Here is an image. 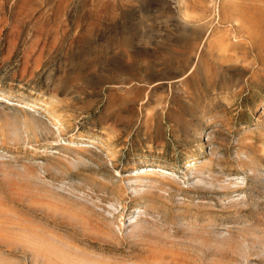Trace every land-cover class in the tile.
I'll list each match as a JSON object with an SVG mask.
<instances>
[{
    "label": "rangeland",
    "instance_id": "obj_1",
    "mask_svg": "<svg viewBox=\"0 0 264 264\" xmlns=\"http://www.w3.org/2000/svg\"><path fill=\"white\" fill-rule=\"evenodd\" d=\"M0 264H264V0H0Z\"/></svg>",
    "mask_w": 264,
    "mask_h": 264
}]
</instances>
